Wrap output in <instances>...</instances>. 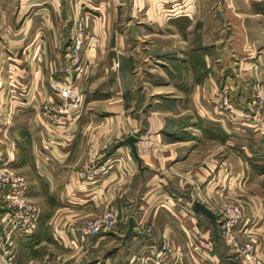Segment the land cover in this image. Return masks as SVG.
Wrapping results in <instances>:
<instances>
[{"label":"crops","instance_id":"1","mask_svg":"<svg viewBox=\"0 0 264 264\" xmlns=\"http://www.w3.org/2000/svg\"><path fill=\"white\" fill-rule=\"evenodd\" d=\"M193 4L0 0V170L22 175L26 198L41 200L35 233L14 235L16 264H152L165 243L172 253L163 264H246L226 243L227 254H219L210 220L192 207L198 201L212 211L218 233L219 206L230 200L251 213L235 231L257 235L264 258V191L256 196L240 185L264 183V123L232 119L219 107L222 93L239 108L249 105L236 62H226L236 58V11L232 34L215 49L216 68L202 19L188 13ZM77 21L86 24L84 104L78 117L53 126L40 103L51 93L49 80L64 74ZM129 136L137 138V156ZM89 158L108 169L95 181L79 180L75 172ZM5 194L0 185V247L9 229ZM106 208L118 213L115 230L78 241L79 224ZM204 239L212 245L208 258L192 255L191 245Z\"/></svg>","mask_w":264,"mask_h":264},{"label":"built area","instance_id":"2","mask_svg":"<svg viewBox=\"0 0 264 264\" xmlns=\"http://www.w3.org/2000/svg\"><path fill=\"white\" fill-rule=\"evenodd\" d=\"M85 25V22L77 21L72 41L64 53V74L57 80L52 79L49 81L51 93L40 103L41 115L50 125L57 126L62 117H68V119L76 118L82 111L84 104L83 84L87 78L88 69L82 56V46L84 44L83 28ZM113 64L114 67L119 65L117 60ZM252 103L253 107L256 106V110L242 111L229 102L225 93L219 96V107L222 111L229 113L232 119L237 116L244 119L245 122L247 121L248 124L255 120L259 109L264 103L263 93L258 89L254 94ZM107 169L108 164L106 162L99 163L98 160L89 158L82 162L75 175L79 180L95 181L98 177L105 174ZM0 185L6 190L4 200L8 209L7 221L9 224L6 239L0 247L1 260L16 264L18 250L14 235L30 236L35 233L39 209L26 198L27 183L22 175L6 168L1 169ZM218 211L223 218L221 230L226 239V244L236 250L244 263L264 264V258L260 257L257 252L260 245L257 235L243 230L242 233L246 234V239L241 242L236 238L235 225L242 217L240 207L238 205L222 204L219 206ZM118 220L117 211L106 208L100 215L87 218L79 224L77 239L80 242H84L89 236L114 231ZM142 228L146 233H151L150 227L143 226ZM211 250L212 245L208 239H204L202 243L191 245L192 255H196L199 258H208ZM171 253V245L165 243L156 250L152 264H163L162 259L165 255H170ZM189 264H195V262Z\"/></svg>","mask_w":264,"mask_h":264},{"label":"rangeland","instance_id":"3","mask_svg":"<svg viewBox=\"0 0 264 264\" xmlns=\"http://www.w3.org/2000/svg\"><path fill=\"white\" fill-rule=\"evenodd\" d=\"M193 2L195 4L191 6L188 13L191 16L192 20H197L198 18L202 19L204 25V41L206 45L212 48V55L210 54V60L212 61V63H214V65H216V68L220 63L216 61L217 56L220 58V55L217 54L215 49L217 46L222 45L223 41L227 43L228 36L232 34L234 24L230 16L233 13V9H235L236 58H234L233 56H229L231 58H228V61L226 62H236V78L240 79L241 83L243 81L245 82L244 86H242V92H244L243 94H245L247 96V99H249V105H247V107L239 108L237 104L236 106L239 108V110L242 111L249 112L251 109L256 110V106L253 107L252 101L257 89L261 91L264 96V0H236L235 7H232V5L230 4L233 2L232 0H193ZM250 2H253L252 5H249ZM248 5L250 6V10H248ZM197 24L199 25L200 22H195L194 26ZM148 28L145 27V29L147 30H153L155 27L152 28L148 26ZM249 63H251V67L248 66ZM249 69L251 73L250 76H248L247 73ZM52 79L57 80L59 78ZM11 86H14V84H11ZM227 96L229 102L235 104L233 100H231V97L229 95ZM261 122L264 123V103L263 106L259 109L255 120H253L251 123L259 124ZM263 184L264 183L261 182L260 178H258L257 181H251L250 183L249 181L240 183V185L242 186L241 189L256 196L263 194ZM239 199L245 200L246 203H248L249 200L246 197H239ZM28 200L31 201V203L35 204L38 209H40L39 206L41 200L39 198L36 199V201H32L30 198H28ZM228 202L224 204H231L235 206L238 205L240 207V209L242 210V217L245 213L244 220L246 218H249L251 213L246 211L247 208L243 201L238 200L236 202H232L230 200V202ZM242 217L238 220L235 227L238 226L241 221H244L242 220ZM218 234L221 240V246L219 247L218 252L225 255L227 254L224 247L226 239L223 236L221 230L219 232V229ZM235 234L236 238L241 242L246 239V234L244 233L238 235V233L235 232ZM0 262H2V260Z\"/></svg>","mask_w":264,"mask_h":264},{"label":"water","instance_id":"4","mask_svg":"<svg viewBox=\"0 0 264 264\" xmlns=\"http://www.w3.org/2000/svg\"><path fill=\"white\" fill-rule=\"evenodd\" d=\"M136 139L137 138L134 136H129L126 139V142L129 143V145L131 147V151H132L133 155H135V156H137L136 155V148L134 145L136 142ZM192 207H193L195 212H197V213L200 212V213L204 214L210 220L212 228H213V232H214L215 236H217L218 233H217V222H216L215 214L212 211H210L207 207H205L202 203H200L198 201H193ZM132 226H133V221H132V219H129V226H128V229L126 231L125 236L132 230Z\"/></svg>","mask_w":264,"mask_h":264},{"label":"trees","instance_id":"5","mask_svg":"<svg viewBox=\"0 0 264 264\" xmlns=\"http://www.w3.org/2000/svg\"><path fill=\"white\" fill-rule=\"evenodd\" d=\"M211 238L213 239V241H214V244H215V247L217 248V249H219V247L221 246L220 244V237L219 236H217V237H215L214 236V234H213V231H211ZM220 254V253H219ZM222 254V256H224V254L223 253H221ZM220 254V255H221ZM223 258V257H222Z\"/></svg>","mask_w":264,"mask_h":264}]
</instances>
